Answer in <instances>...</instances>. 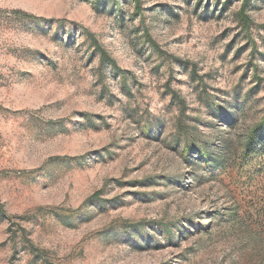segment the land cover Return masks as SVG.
Instances as JSON below:
<instances>
[{
  "label": "rangeland",
  "instance_id": "obj_1",
  "mask_svg": "<svg viewBox=\"0 0 264 264\" xmlns=\"http://www.w3.org/2000/svg\"><path fill=\"white\" fill-rule=\"evenodd\" d=\"M260 134L264 0H0V264H264Z\"/></svg>",
  "mask_w": 264,
  "mask_h": 264
},
{
  "label": "trees",
  "instance_id": "obj_2",
  "mask_svg": "<svg viewBox=\"0 0 264 264\" xmlns=\"http://www.w3.org/2000/svg\"><path fill=\"white\" fill-rule=\"evenodd\" d=\"M240 18H241V21L243 22V23H247V20H248V18L247 17H243L244 16V14H243V10L240 12ZM101 58L103 59V58H105V59H107L108 61H109V63L111 64V65H113V66H115V63H114V61H111L110 59H109V57H108V55L104 52V51H102L101 53ZM258 142V144L260 145H262L263 144V142H264V137L260 134V135H257V136H254L253 135V137L252 136H249V141L247 142V148H254V146H255V144Z\"/></svg>",
  "mask_w": 264,
  "mask_h": 264
}]
</instances>
